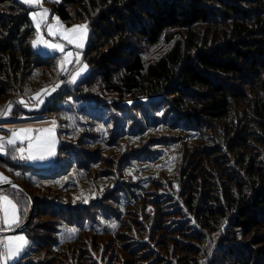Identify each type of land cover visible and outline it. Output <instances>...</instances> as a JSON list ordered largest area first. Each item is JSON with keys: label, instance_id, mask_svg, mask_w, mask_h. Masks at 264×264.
<instances>
[{"label": "trees", "instance_id": "obj_1", "mask_svg": "<svg viewBox=\"0 0 264 264\" xmlns=\"http://www.w3.org/2000/svg\"><path fill=\"white\" fill-rule=\"evenodd\" d=\"M48 4L66 25L86 23L90 29L84 59L91 70L53 105L68 98L87 100L102 118L110 102L118 108L127 99L150 106L164 100L162 108L169 110L175 127L197 130L201 143L187 150L180 193L184 202L154 214L144 212V206L126 213L125 201L117 202V209L113 202L67 203L59 194L75 185L70 175L77 166H62L67 154L62 127L58 157L49 167H30L0 154V169L11 182L23 185L35 203L23 230L32 246L13 264H264V0ZM29 13L17 0H0V114L16 104L14 118L22 113L20 99L39 93L28 94L26 87L51 62L47 60L55 59L53 70L65 79L58 54L33 49L35 28ZM161 45L165 49L147 59L148 51ZM54 79L41 80L39 89ZM104 91L116 98L110 101ZM53 105L47 109L50 113L62 109ZM206 131L215 132L213 143L202 142ZM42 185L50 189L40 199L34 188ZM0 191L16 201L22 224L30 209L28 197L17 188ZM21 197L28 202L27 210ZM40 204L44 210L39 216H50L42 225L35 224ZM118 212L121 216L115 218ZM175 215L184 219L172 221ZM115 219H121L123 231L103 242L99 237L113 232L103 221ZM99 225L103 229L95 235ZM66 229L71 237H64ZM114 244H121L120 249Z\"/></svg>", "mask_w": 264, "mask_h": 264}, {"label": "rangeland", "instance_id": "obj_2", "mask_svg": "<svg viewBox=\"0 0 264 264\" xmlns=\"http://www.w3.org/2000/svg\"><path fill=\"white\" fill-rule=\"evenodd\" d=\"M17 1L30 9L29 16L35 28L33 49L42 55L58 54L59 69L65 79H61L60 74L53 70L55 59L47 60L51 62L45 65L44 70L37 71L39 74L36 78H32L27 84L26 93L30 94L36 90L39 93L33 98L20 99L21 116L14 118V109L18 106L16 104L9 105L0 114V154L11 156L30 167H49L58 157V131L59 127H62L66 130L64 137L67 144V154L62 166L67 169L69 164L75 163L77 168L70 175L75 180V185H69L70 191L64 190V195L59 194L56 189L51 191L53 194L58 192L64 200L69 199L67 203L70 199L81 203L113 202L112 206L117 209L115 204L125 201L126 213L144 206V212L151 214L159 208L167 213L169 209L176 207L177 203L182 204L184 199L180 195L183 188L181 179L190 157L187 150L201 143L197 130H185L183 125L175 127L176 121L168 117L169 110L162 108L164 100H155L150 106L149 103L140 104L141 99L138 98L135 101L127 99L119 102L118 108L115 102L96 104L97 108L106 104L105 117L102 118L87 100L68 98L53 105V100L71 91L91 70L88 61L84 59L90 43V29L86 23L66 25L53 14L48 3L59 0ZM200 28L205 29L206 24L200 25ZM164 49L162 45L152 48L148 51L147 59L149 56L154 58L156 51L161 52ZM53 77L55 79L51 85L39 89L41 80L47 82ZM102 94L110 101L117 95L109 91ZM51 105L54 108L58 105L62 109L50 113L47 109ZM205 133L206 137L202 142L213 143L215 138L212 134L215 132ZM8 182L11 181L0 169V184ZM49 189L48 185L35 187V195L41 199V195L45 196ZM46 197L48 198V195ZM130 199H136L134 204L128 203L131 202ZM153 200L160 202L159 205L153 204ZM20 201L23 209L27 210V200L21 197ZM17 205L14 199L0 200V227L7 226L6 221L11 220ZM3 208L7 211L6 220ZM43 210L44 206L40 204L37 207L38 218L35 224L48 223V214L39 216ZM29 211L30 209L27 213ZM139 211L143 213L142 210ZM186 212L185 210L183 214ZM113 215L116 218L121 216V213ZM170 219L178 221L184 219V216L175 215ZM103 225L113 231L99 237L103 242L123 231L121 219L103 221ZM99 226L94 228L95 235L103 229ZM39 231L35 230V234H39ZM68 231L66 229L64 232L65 238L73 235ZM73 233L78 235L77 230ZM207 237H211V234ZM120 245L114 244L113 247L120 249ZM31 246L32 241L24 231L0 236V264L20 261ZM218 255L221 256V252H218ZM216 264H219L218 261Z\"/></svg>", "mask_w": 264, "mask_h": 264}, {"label": "water", "instance_id": "obj_3", "mask_svg": "<svg viewBox=\"0 0 264 264\" xmlns=\"http://www.w3.org/2000/svg\"><path fill=\"white\" fill-rule=\"evenodd\" d=\"M8 187L9 188H18V189H21L23 191V193L28 197V199L30 201V211L28 213V216L24 220V222L19 227H17L16 229H13V230L0 231V236L10 234V233H13L16 231H23L29 225V223L31 222V219L35 213L34 198L31 195V193L23 185L17 184L15 182H8V183L0 184V188H8Z\"/></svg>", "mask_w": 264, "mask_h": 264}, {"label": "crops", "instance_id": "obj_4", "mask_svg": "<svg viewBox=\"0 0 264 264\" xmlns=\"http://www.w3.org/2000/svg\"><path fill=\"white\" fill-rule=\"evenodd\" d=\"M9 199H13L9 193H5L4 191H0V200H9ZM2 208H0L1 210ZM3 213H4V220H6L7 218V211L5 208H3ZM7 226L6 227H0V230H13L16 229L17 227H19L21 225V213H20V209L19 206L17 205L15 208V211H13V215L11 217L10 221H6Z\"/></svg>", "mask_w": 264, "mask_h": 264}]
</instances>
